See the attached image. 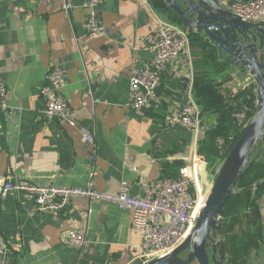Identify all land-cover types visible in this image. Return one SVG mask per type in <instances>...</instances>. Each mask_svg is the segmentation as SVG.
Returning a JSON list of instances; mask_svg holds the SVG:
<instances>
[{
  "label": "crops",
  "instance_id": "1",
  "mask_svg": "<svg viewBox=\"0 0 264 264\" xmlns=\"http://www.w3.org/2000/svg\"><path fill=\"white\" fill-rule=\"evenodd\" d=\"M71 1L67 14L47 0H0V78L8 103L0 110V181L83 187L92 180L100 190H118L128 181L131 194L141 196L146 184L175 178L203 150L207 133L168 124L186 101L185 87L191 84L208 128L218 125L227 135L225 110L254 88L253 78L226 66L218 49L206 50L189 38L186 52L163 74L162 104L139 114L130 105L132 70L151 60L144 42L157 21L180 28L177 16L165 0H103L105 32L91 39L84 28L88 9L82 0ZM54 66L67 74L63 93L76 127L41 115V87ZM82 129L94 136V145ZM263 203L264 192L257 213L245 212L239 264L264 263ZM132 220L128 209L85 197L71 199L58 212L38 213L31 194L13 190L0 199V238L8 244L0 264H143ZM71 229L86 235L83 247L65 242Z\"/></svg>",
  "mask_w": 264,
  "mask_h": 264
},
{
  "label": "built area",
  "instance_id": "2",
  "mask_svg": "<svg viewBox=\"0 0 264 264\" xmlns=\"http://www.w3.org/2000/svg\"><path fill=\"white\" fill-rule=\"evenodd\" d=\"M60 5L69 14L74 7L71 0H47ZM103 0H82V7L88 9L84 28L89 38H96L105 32L99 13ZM244 21L264 25V0H227L221 3ZM188 35L178 26L158 20L155 28L145 37L144 49L152 53L151 60L143 67H134L130 78V105L139 114L155 109L162 104L159 93L163 74L169 64L186 52ZM67 84V74L59 66H54L45 75L41 87L44 105L41 115L47 119H58L63 124L76 127L72 108L63 89ZM191 84L185 87L186 101L168 119L170 126H182L195 134H204L209 129L203 121L197 103L191 97ZM7 87L0 78V110L8 108ZM250 109L246 104L233 113L236 123L242 128L250 122ZM84 131V129H82ZM85 140L94 145V136L84 131ZM221 152L226 151L223 138L216 140ZM203 159L195 154L190 164L179 168L175 178H159L144 186V194L132 195L130 183L122 181L118 190H100L93 181L86 186L69 187L35 185L27 182L0 181V199L13 190L25 191L34 197V210L38 213L58 212L64 203L78 197L89 200H102L128 209L133 214L132 227L139 232V249L146 264L156 258L172 253L194 231L197 219L207 199L206 191L199 178L200 163ZM95 162V152L90 158ZM259 211L264 215V203ZM65 242L83 247L86 235L79 229H71ZM8 250V244L0 238V255Z\"/></svg>",
  "mask_w": 264,
  "mask_h": 264
},
{
  "label": "water",
  "instance_id": "3",
  "mask_svg": "<svg viewBox=\"0 0 264 264\" xmlns=\"http://www.w3.org/2000/svg\"><path fill=\"white\" fill-rule=\"evenodd\" d=\"M165 1L184 26L205 34L217 47L222 60L236 67L240 74L253 78L257 111L242 127L240 137L226 156L190 237L169 255L146 264H185L190 260L198 264H223L217 257L222 242L214 238L220 228L223 208L228 199L239 191L237 183L246 166L264 154V149H260L251 159L261 139H264V25L242 20L217 0ZM260 183L258 180L244 190ZM187 250L188 256L181 257Z\"/></svg>",
  "mask_w": 264,
  "mask_h": 264
},
{
  "label": "trees",
  "instance_id": "4",
  "mask_svg": "<svg viewBox=\"0 0 264 264\" xmlns=\"http://www.w3.org/2000/svg\"><path fill=\"white\" fill-rule=\"evenodd\" d=\"M157 6L159 9L162 11H166V6L164 2H158ZM171 11V10H170ZM179 20V23H182L180 19L177 17ZM190 39L196 43L204 47L206 50H214V52H217V47H215L213 44L208 39H204L203 36L197 31H193V29H190V34H189ZM226 66H230L229 63L224 61ZM222 67L224 65H221ZM245 97L242 99L240 103H238L237 106H232L229 109L225 110V117H226V122L231 126L229 134L232 135V133L235 135V139L233 141H230L228 138V135L223 136V133H220L218 125L215 127H211L209 130L206 131L207 137L205 139L204 145L202 147V152H206L211 160V164H219L220 161H222L230 152L238 138L240 137V129L241 127L236 123V120L233 116V113L237 110H239L243 104H248L250 106V111L248 113L249 119H252V117L255 115L257 111V97H256V92L255 88H248L247 91H245ZM219 136L224 137L227 140L226 144V151L224 153L221 152V149L218 147L216 140ZM255 157V156H254ZM252 157V158H254ZM264 179V156H261L257 158L255 161L251 162L248 164L244 170V174L242 175L241 179L237 183V189L239 191L235 194H233L228 201L226 202L221 219H223L224 225L229 222V225L232 223L236 226L235 229V238L234 241H228L230 242L228 246L227 241H223L221 246L218 249V255L222 257L223 264L229 263L230 261L227 262V258L224 256V253H228V248L231 251L232 257L239 262L242 260V256L244 255V249L241 248V234L245 231V226H242V220L245 218H241L242 215H245L249 208L252 209L253 212L257 213L256 211V201L257 199L261 196V194L264 192V181L261 182L255 190H244V188L249 187L256 181ZM254 193V194H253ZM254 196V197H253ZM247 211V212H246ZM246 212V213H245ZM242 213V214H241ZM246 216V215H245ZM239 223V224H238ZM246 223V222H245ZM239 228V229H238ZM221 231V226L219 230L217 231V234ZM225 261V262H224ZM192 262V260L187 261L185 264H189ZM231 264V263H229Z\"/></svg>",
  "mask_w": 264,
  "mask_h": 264
},
{
  "label": "rangeland",
  "instance_id": "5",
  "mask_svg": "<svg viewBox=\"0 0 264 264\" xmlns=\"http://www.w3.org/2000/svg\"><path fill=\"white\" fill-rule=\"evenodd\" d=\"M177 24H179V23H177ZM180 29L185 31L187 33V35L189 36L188 31L185 30V29H188V28L186 26H184L182 23H180ZM189 38L190 37H188V39ZM246 105L250 109V106L248 104H246ZM241 129H240V131H241ZM223 136H225V135H223ZM228 136H229L228 138L230 139V141H233L235 139V135L233 133H232V135L229 134ZM219 137L224 139L225 144L227 143V140L224 137H222V136H219ZM260 149H264V139H261V142L259 143V145L257 146V149L252 154V157L256 156V154L258 153V151ZM198 155L203 159L201 161V163H200L199 178H200L201 184L204 187V190L206 192L207 191L209 192L211 187H212V185H213V183H214L215 178L218 175V172L220 171V169H221V167L223 165V162H224L226 157L222 161H220L219 164L212 165L210 157L205 151L204 152H200ZM252 157H251V159H252ZM244 217H245V215H242L241 218H244ZM242 221H244V219ZM219 226H221V231L218 234L216 233V236L214 237L215 240L216 241H221V242H223V241H227V242L228 241H231V242L234 241L235 229H236L237 224L235 225V223L234 224L232 223V225L231 224L229 225V222L227 221V223L224 225L223 219L220 218L219 219ZM229 244H230V242H228V246H229ZM230 253H231V251H230L229 248H228V253H224V256L227 258V262L230 261L229 263H231V264H239L240 263L239 260L237 261L235 259V257L233 258ZM187 256H188V250L181 254V257H183V258H186ZM217 257L222 259V257H220L219 255H217ZM262 262H264V258L262 259ZM229 263H226V264H229Z\"/></svg>",
  "mask_w": 264,
  "mask_h": 264
},
{
  "label": "bare ground",
  "instance_id": "6",
  "mask_svg": "<svg viewBox=\"0 0 264 264\" xmlns=\"http://www.w3.org/2000/svg\"><path fill=\"white\" fill-rule=\"evenodd\" d=\"M208 193H209V192L206 193V196H208Z\"/></svg>",
  "mask_w": 264,
  "mask_h": 264
}]
</instances>
